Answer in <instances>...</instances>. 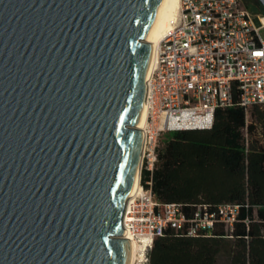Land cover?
Here are the masks:
<instances>
[{
	"label": "water",
	"instance_id": "95a60500",
	"mask_svg": "<svg viewBox=\"0 0 264 264\" xmlns=\"http://www.w3.org/2000/svg\"><path fill=\"white\" fill-rule=\"evenodd\" d=\"M159 2L0 0V264L130 263Z\"/></svg>",
	"mask_w": 264,
	"mask_h": 264
},
{
	"label": "built area",
	"instance_id": "2783aa9c",
	"mask_svg": "<svg viewBox=\"0 0 264 264\" xmlns=\"http://www.w3.org/2000/svg\"><path fill=\"white\" fill-rule=\"evenodd\" d=\"M261 29L264 16L254 15L242 0H179L171 27L153 51L138 188L122 216L123 235L143 244L142 259L133 264L147 263L153 240L167 228L189 236L233 237L239 204L160 202L151 188L152 173L165 133L210 127L215 110L232 105L234 98L246 117L255 106L264 108Z\"/></svg>",
	"mask_w": 264,
	"mask_h": 264
},
{
	"label": "trees",
	"instance_id": "16d2710c",
	"mask_svg": "<svg viewBox=\"0 0 264 264\" xmlns=\"http://www.w3.org/2000/svg\"><path fill=\"white\" fill-rule=\"evenodd\" d=\"M250 117L246 121L234 98L232 105L215 110L210 127L168 132L152 173L156 198L236 203L240 215L232 238L167 228L153 240L146 264H216L219 256L227 264H264V108L253 107Z\"/></svg>",
	"mask_w": 264,
	"mask_h": 264
},
{
	"label": "bare ground",
	"instance_id": "6f19581e",
	"mask_svg": "<svg viewBox=\"0 0 264 264\" xmlns=\"http://www.w3.org/2000/svg\"><path fill=\"white\" fill-rule=\"evenodd\" d=\"M178 4H179V0H160L158 7L156 9V12L154 14L153 20L151 22V25L146 35V40L149 43L154 44V48L156 44L159 42V40L164 36L166 31L171 27L175 14L177 12ZM154 48H153V51H154ZM152 64H153V56H152L150 71L152 69ZM145 106L146 104L143 101L140 114L138 117V122H137L138 128H142L144 121H145V117H146V107ZM138 176H139V173L136 175V187L134 191H136L138 188ZM124 237L129 239L131 242V258H130L129 264H133V261L136 259V257L139 256V258L142 259L143 254L141 250H142L143 244L138 245L135 243L134 240L130 239L129 236L124 235Z\"/></svg>",
	"mask_w": 264,
	"mask_h": 264
},
{
	"label": "rangeland",
	"instance_id": "374dc122",
	"mask_svg": "<svg viewBox=\"0 0 264 264\" xmlns=\"http://www.w3.org/2000/svg\"><path fill=\"white\" fill-rule=\"evenodd\" d=\"M243 4L246 6V8L251 11L254 15H262L264 16V12L262 9H264V0H242ZM262 36H264V30H260ZM246 119L249 121L251 120L250 112ZM263 131L261 128H258V133L261 134ZM166 136H168V133H165L159 143V146L161 147L163 145V142L166 139ZM216 264H227L226 258L224 256H219L217 259Z\"/></svg>",
	"mask_w": 264,
	"mask_h": 264
}]
</instances>
